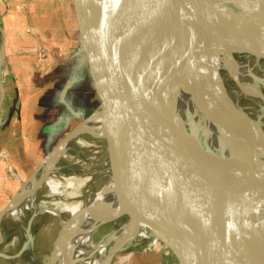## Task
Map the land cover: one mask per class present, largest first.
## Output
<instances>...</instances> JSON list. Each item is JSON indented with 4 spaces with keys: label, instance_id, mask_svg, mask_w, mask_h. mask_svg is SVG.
Masks as SVG:
<instances>
[{
    "label": "water",
    "instance_id": "obj_1",
    "mask_svg": "<svg viewBox=\"0 0 264 264\" xmlns=\"http://www.w3.org/2000/svg\"><path fill=\"white\" fill-rule=\"evenodd\" d=\"M133 1L147 2L143 11L156 12L161 20L156 0ZM188 1L185 10L200 2ZM97 4L83 3L76 18L84 46L77 54L88 69L92 101L82 109L72 102L68 92L78 82L73 72L59 96L51 99V104L62 108L65 120L61 124L68 128L60 143L101 112L115 188L132 212L134 226H142L146 239L161 246L174 264H264V221L254 209L258 203L264 204V172L260 175L254 171L244 157L200 150L175 127L168 80L152 55V44L157 47L161 39L153 34V43L138 54L140 60L126 68L119 42L128 33L131 8L108 4L102 9ZM179 13L168 9V25L187 44L209 46L234 58L248 56L264 61V45L197 34L190 31V19L177 21ZM0 37L1 106V72L6 56L1 21ZM33 53L41 72H48L52 58L49 49L38 45ZM143 73L150 83L144 80L140 85L139 75ZM246 136L252 147L258 144L252 133L246 132ZM18 192L0 210V218L17 200Z\"/></svg>",
    "mask_w": 264,
    "mask_h": 264
},
{
    "label": "bare ground",
    "instance_id": "obj_2",
    "mask_svg": "<svg viewBox=\"0 0 264 264\" xmlns=\"http://www.w3.org/2000/svg\"><path fill=\"white\" fill-rule=\"evenodd\" d=\"M132 1L83 0L80 10L83 3L91 6L97 2V6L100 5L102 9L108 4L130 7L128 33L119 42L120 57L126 68H132V62L140 60L139 56L144 48L150 47V42L153 43L152 35L156 33L161 41L157 47L152 44V55L157 69L168 80L170 116L175 127L202 151L213 149L224 157L236 155L249 159L251 168L261 175L264 172V135L259 131V124L251 120L248 117L250 115L241 113L238 101L229 96L221 71L228 73L240 90L241 97L264 109V68L255 57H251L249 62H242L227 52L209 46L187 44L168 25L167 13L169 8L180 11L177 21L183 23L190 19V31L197 34L264 45V0H200L199 4L192 5L189 10H185L188 0H156L155 5L161 7L158 8L161 20L156 12L143 11L147 2ZM259 73L261 78L254 88L249 80ZM139 77L140 85L144 80L150 83L146 74ZM246 132L257 138L256 146L252 147ZM68 145L83 155L90 152L93 157L101 160L108 150L101 112L79 125L29 175L19 189L17 200L0 218V246L5 239L6 223L21 222L27 210L35 205L38 190L33 189L37 181L43 179L41 175H45L44 184L50 188L53 196L59 194L56 192L59 184L54 176L64 171L59 164L61 161H70V157L65 154ZM106 190L83 203L63 205L62 211L68 216L64 218L62 237L50 264H106L101 253L108 247H116L117 244L113 245L117 241L120 244L129 225L134 223L132 219L131 223L107 235L96 247L92 246L93 231L108 218L129 209L123 203L114 182L109 183ZM111 199L114 205L107 204ZM254 209L264 221V204L258 203ZM140 229L142 226L137 228V233ZM26 237L30 238V232L26 233Z\"/></svg>",
    "mask_w": 264,
    "mask_h": 264
},
{
    "label": "crops",
    "instance_id": "obj_3",
    "mask_svg": "<svg viewBox=\"0 0 264 264\" xmlns=\"http://www.w3.org/2000/svg\"><path fill=\"white\" fill-rule=\"evenodd\" d=\"M64 1L0 0L6 53L1 72L4 99L0 106V159L6 157L23 175L35 167L40 152L46 158L68 131L61 124L65 120L62 108L51 104V99L59 96L73 72L78 82L68 92L72 102L82 109L92 101L88 69L77 54L82 49L76 18L63 14ZM38 45L51 52L50 68L45 74L33 53ZM7 66L8 75L3 72ZM4 166L0 163V174Z\"/></svg>",
    "mask_w": 264,
    "mask_h": 264
},
{
    "label": "rangeland",
    "instance_id": "obj_4",
    "mask_svg": "<svg viewBox=\"0 0 264 264\" xmlns=\"http://www.w3.org/2000/svg\"><path fill=\"white\" fill-rule=\"evenodd\" d=\"M81 4L77 3V0H65L62 5V12L66 16L77 18ZM240 41V39L235 40L238 43H241ZM79 43L80 48L84 50L81 37ZM250 58L241 56L237 57V60L249 62L251 61ZM258 63L264 68V61L259 60ZM3 72L8 75L9 67L7 66ZM221 74L223 80L225 79L229 96L238 101L239 108L243 112L245 111L246 116L250 115L248 117L259 124V131L264 135V109L243 96L241 97L240 90L226 71L222 70ZM260 78L261 73L251 77L249 83L256 88ZM262 93L264 94V89ZM61 141L55 144L49 152L59 146ZM65 154L70 157V161L68 163L61 161L59 164L63 166L64 171L54 176V180H57L56 183L59 184L56 191L59 194L53 196V192L44 184L45 175H41L43 179H39L33 189V191L38 190L37 201L30 210H27L25 219L21 222L10 221L6 223L5 239L0 246V251L2 250L0 252L2 255L0 256V264H50L53 252H56L58 242L62 237L61 228L65 221L64 218L68 216L62 211L63 205L83 203L87 199L94 198L97 193L106 190L109 183L113 184L108 150L101 160L93 157L90 152L83 155L75 151L71 145L66 146ZM35 159V167L28 168L29 174L26 173L27 175L16 171L10 161L7 162L6 157L0 159V163L5 164L2 174H0V210L10 201L45 157L42 158L40 152ZM109 203L115 204L112 199L107 202V204ZM53 210H57V212ZM126 215L129 216V219L125 217ZM132 219H134L133 214L128 209L105 220L93 231L91 235L92 246L96 247L107 235L119 230L122 225L131 223ZM27 232H30V238L26 237ZM125 233L124 240L119 245L114 248L108 247L106 251L101 253L106 264H174L172 257L161 246L146 239L143 228L137 234V228L133 223ZM135 234L137 235L134 236ZM117 243L118 241L113 246ZM122 247L124 249L120 250ZM159 251H163L164 254L160 255ZM3 256L13 258L9 259Z\"/></svg>",
    "mask_w": 264,
    "mask_h": 264
},
{
    "label": "flooded vegetation",
    "instance_id": "obj_5",
    "mask_svg": "<svg viewBox=\"0 0 264 264\" xmlns=\"http://www.w3.org/2000/svg\"><path fill=\"white\" fill-rule=\"evenodd\" d=\"M127 224V223H126ZM126 224H124V225H122L119 229H121V228H123ZM129 226H131V225H129ZM129 228V227H128ZM123 234V233H122ZM121 234V235H122ZM137 234H139V233H137ZM137 234H135L134 236H136ZM121 235H120V237H121ZM134 238V237H133ZM119 244V242L117 243V245ZM110 248V247H109Z\"/></svg>",
    "mask_w": 264,
    "mask_h": 264
},
{
    "label": "built area",
    "instance_id": "obj_6",
    "mask_svg": "<svg viewBox=\"0 0 264 264\" xmlns=\"http://www.w3.org/2000/svg\"><path fill=\"white\" fill-rule=\"evenodd\" d=\"M3 69V68H2Z\"/></svg>",
    "mask_w": 264,
    "mask_h": 264
}]
</instances>
